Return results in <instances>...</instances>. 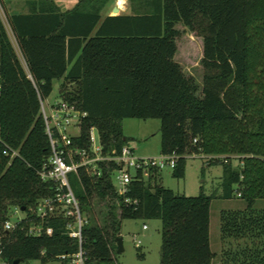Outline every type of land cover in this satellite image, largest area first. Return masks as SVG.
<instances>
[{"label": "trees", "instance_id": "1", "mask_svg": "<svg viewBox=\"0 0 264 264\" xmlns=\"http://www.w3.org/2000/svg\"><path fill=\"white\" fill-rule=\"evenodd\" d=\"M23 1L29 11L7 17L17 48L0 13V240L9 264H45L78 250L63 213L47 218L51 236L26 234L21 226L30 216L3 228L12 209L30 212L55 192L39 175L50 155L41 101L60 79L61 99L86 112L72 147L90 150L94 128L104 154L119 152L128 140L124 118H157L160 153L178 156L174 177H184L190 155H222L209 158L224 163L220 197L245 202L221 210L218 256L210 246L213 195L177 194L155 169L147 178L138 171L119 195L115 162H100V176L80 168L69 180L84 219L85 264H120L122 221L153 218L161 220L160 264H213L216 257L264 264V208L254 207L264 198V0H128L131 12L104 18L108 0H78L65 11L55 0ZM178 24L202 39L201 83L177 59Z\"/></svg>", "mask_w": 264, "mask_h": 264}, {"label": "built area", "instance_id": "2", "mask_svg": "<svg viewBox=\"0 0 264 264\" xmlns=\"http://www.w3.org/2000/svg\"><path fill=\"white\" fill-rule=\"evenodd\" d=\"M41 113L45 124V131L49 139L50 155L39 170V175L44 181L55 183V192L52 196L41 199L30 212L11 222L10 217L4 221L3 228L10 231L21 226L27 216L31 219L29 224L21 226L26 234L39 236L42 234L51 236L53 227L46 225L47 218L62 214L69 218L66 231L72 238L78 240V250L74 253H62L56 259L45 264H85L86 254L82 248V226L84 219L81 215L79 201L70 185L69 175L78 173L80 168H85L92 175L100 176L102 170L100 162H115L116 167L111 173L112 183L119 195L128 191V185L133 176L141 171L143 178H147L151 170L161 171L165 168L174 169L178 156L176 154H159L157 156L142 157L135 154L130 145H123L119 152L112 150L111 153H103L102 145L96 143L90 131V150L72 147L73 134L71 128H79L81 118L86 112L78 110L73 104L62 99L53 103L41 101ZM195 141V140H194ZM7 153V151H4ZM16 151H13V155ZM192 156V155H190ZM237 157V156H232ZM231 157V158H232ZM208 158H224L222 155H211ZM227 162V160H225ZM125 203L130 199L125 198ZM135 202V201H134ZM21 210L20 208H15ZM23 211V210H21ZM10 216V215H9ZM146 229V225H143ZM4 246L0 240V264H9L3 257ZM45 251H42L44 254Z\"/></svg>", "mask_w": 264, "mask_h": 264}, {"label": "rangeland", "instance_id": "3", "mask_svg": "<svg viewBox=\"0 0 264 264\" xmlns=\"http://www.w3.org/2000/svg\"><path fill=\"white\" fill-rule=\"evenodd\" d=\"M126 12H131L130 3ZM0 3V13L7 25L4 12ZM177 28L181 34L178 39L177 59L183 64L187 73L192 74L198 83H201L202 68L199 65L201 58L202 39L189 31L182 24ZM60 81L55 80L51 94L44 99V103H53L61 99ZM160 120L157 118H124L122 120L123 133L128 140L135 154L142 157L157 156L161 149ZM73 134L79 133V128H71ZM91 133L96 143H99V136L96 129ZM208 156L192 155L185 161L184 177L177 178L171 174V169L161 170V183L165 187L172 189L177 194L196 196L199 193L213 195L210 205V246L219 256L221 252L220 239V212L223 209H242L245 202L237 195L224 199L220 197L221 179L224 163L222 161L209 162ZM232 167L239 164L237 157L230 159ZM255 208H264V198H259L254 203ZM97 212V211H96ZM25 214L24 211L12 209L10 212L11 222H16L18 218ZM98 215V214H97ZM146 225V229L143 228ZM121 237L123 251L115 252L116 260L120 264H160L161 248V220L153 219H124L121 224ZM139 255H142L141 257ZM20 264H41L38 260L21 262ZM213 264H220L218 257Z\"/></svg>", "mask_w": 264, "mask_h": 264}, {"label": "crops", "instance_id": "4", "mask_svg": "<svg viewBox=\"0 0 264 264\" xmlns=\"http://www.w3.org/2000/svg\"><path fill=\"white\" fill-rule=\"evenodd\" d=\"M127 1L128 0H108L107 3L105 4V6L103 7L102 11H101L102 18H104L107 15H116V14L126 12V9L129 6ZM77 2H78V0H55L56 6H58V8L61 11L71 9L72 7H74L76 5ZM1 6L3 8L2 10L4 12V16H5V19L7 22L6 26H7L9 35L11 36L13 44L17 48V43H16V40H15V38L11 32V28H10V25L8 23L7 17L12 13H27L29 11V7H28L27 3L23 0H9V1L5 0L2 2ZM115 8H117V12H114ZM59 81H60V85H61L62 79H60ZM54 82H55V80L53 81V84H54Z\"/></svg>", "mask_w": 264, "mask_h": 264}, {"label": "water", "instance_id": "5", "mask_svg": "<svg viewBox=\"0 0 264 264\" xmlns=\"http://www.w3.org/2000/svg\"><path fill=\"white\" fill-rule=\"evenodd\" d=\"M114 12H117V8L114 9ZM24 209H25L24 207L21 208V210L23 211ZM117 246H118V249H117L118 252L123 251V242H122L121 236L118 237ZM12 264H19V259L14 260Z\"/></svg>", "mask_w": 264, "mask_h": 264}, {"label": "bare ground", "instance_id": "6", "mask_svg": "<svg viewBox=\"0 0 264 264\" xmlns=\"http://www.w3.org/2000/svg\"><path fill=\"white\" fill-rule=\"evenodd\" d=\"M121 2V1H120Z\"/></svg>", "mask_w": 264, "mask_h": 264}]
</instances>
